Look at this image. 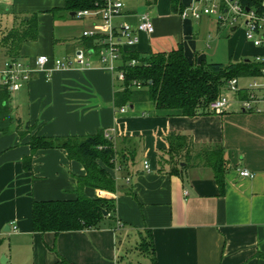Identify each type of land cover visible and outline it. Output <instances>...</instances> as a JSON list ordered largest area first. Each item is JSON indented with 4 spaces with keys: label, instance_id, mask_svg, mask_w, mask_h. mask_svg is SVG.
I'll return each instance as SVG.
<instances>
[{
    "label": "crops",
    "instance_id": "obj_1",
    "mask_svg": "<svg viewBox=\"0 0 264 264\" xmlns=\"http://www.w3.org/2000/svg\"><path fill=\"white\" fill-rule=\"evenodd\" d=\"M123 1L114 24L136 26L139 14L147 12L154 33H140L138 43L122 46V53L147 57L180 48L189 64L252 60L261 67L260 73L231 78L238 91L232 99L227 96L228 108L195 117L157 111L150 102L118 112L113 94L121 84L98 66L95 57L92 67L55 70L48 81L43 73L33 74L27 85L8 96L10 132L0 133V260L5 258V264H264V61H257L264 59V46L244 40L243 24L241 37H236L226 34V25L212 17L181 18L182 12L204 6V0H181L180 12L172 10L170 0L161 4L142 0L139 10L135 0ZM0 5L11 18L10 28H0V34L20 18L37 16V39L24 43L17 59L72 57L76 49L87 47L88 39L81 34L90 26L88 20L76 36H54L56 14L75 18L70 15L75 11H62L64 0H0ZM153 11L156 17L152 19ZM49 18L50 25L46 24ZM8 59L0 53V69ZM223 86L226 89V82ZM244 101L251 102V110L242 109ZM17 122L45 137L84 136L103 130L120 156L134 150V161L110 172L114 193L83 189L88 198L113 201L112 212L103 216L98 228L33 232V202L74 200L76 178L85 171L60 149L38 150L31 170H26L23 159L31 150L28 136L21 139L17 134ZM170 132L189 135L193 150L189 158L177 162V168L164 163V171L159 172V156L166 157ZM214 147L223 149L222 189L204 154ZM170 168L174 172L169 173ZM239 170L254 177H240ZM148 234L153 248L150 256L139 251Z\"/></svg>",
    "mask_w": 264,
    "mask_h": 264
},
{
    "label": "trees",
    "instance_id": "obj_2",
    "mask_svg": "<svg viewBox=\"0 0 264 264\" xmlns=\"http://www.w3.org/2000/svg\"><path fill=\"white\" fill-rule=\"evenodd\" d=\"M101 0H64L62 11L71 13L82 9H91ZM171 8L180 12L181 0H170ZM244 8L257 9L264 13V0H239ZM54 11V10H53ZM17 19V17H16ZM37 16L20 18L8 31L0 34V53L6 58L17 59L21 46L26 42L37 39ZM87 47L91 40H87ZM135 59L139 63L129 67L126 63ZM121 65L125 80L121 89L113 94L115 109L130 107L139 102H150L157 111H178L181 116L195 117L205 115L209 104L214 101L225 82L231 78L255 77L261 67L252 60L237 64H189L182 50L179 48L169 53L152 54L140 57L136 54H121ZM132 81L142 85L140 90L131 86ZM11 117L9 114V100L5 92H0V133L10 132ZM32 127L21 126L17 122L16 132L22 139L28 136V146L31 155L23 159V167L31 170L33 155L38 150L60 149L64 151L69 161L79 163L85 171L83 176L76 178L74 200L63 201H34L32 204L31 221L35 233H54L82 231L96 229L103 218L102 211L110 214L113 210V201L105 198H88L83 189L93 188L114 193L115 181L110 172L117 164L127 166L134 161V150L119 155L114 141L104 138V131L84 136L45 137L37 134L30 135ZM168 149L159 156L163 172V164H174L186 157L189 158L193 150V141L189 135L170 132L167 136ZM127 154V155H126ZM206 162L212 170L213 178L222 189L225 175V161L223 149L214 147L204 153ZM174 161L175 163H172ZM177 168V167H176ZM174 172L171 168L169 173ZM139 251L150 256L153 254L150 234L139 245ZM154 261V258L152 257Z\"/></svg>",
    "mask_w": 264,
    "mask_h": 264
},
{
    "label": "built area",
    "instance_id": "obj_3",
    "mask_svg": "<svg viewBox=\"0 0 264 264\" xmlns=\"http://www.w3.org/2000/svg\"><path fill=\"white\" fill-rule=\"evenodd\" d=\"M205 5L201 8H192L191 11L182 12L181 18L191 17L195 20L203 16L214 17L216 20L225 25L236 24L241 21L244 26V37L255 47L264 46V13L257 9L246 11L239 0H204ZM217 1V2H216ZM124 7L123 0H101L91 9H82L74 12L76 19H86L90 26L81 34L82 38L91 40V45L86 48L76 49L72 57L50 58L40 55L32 62H24L20 59H8L0 69V92H5L8 96L21 90L31 80L33 74L43 73L46 81L50 80L51 73L55 70H64L70 68L86 69L93 66L91 60L95 57L98 66L109 72L115 81L121 85L125 80V74L121 65L122 46H134L138 43L139 34L144 33L151 36L154 33V25L147 12L139 14L138 23L132 26L122 22L117 25L114 20L120 16ZM264 7V3H262ZM257 61L263 62L264 59L257 58ZM120 62L118 65L117 63ZM135 59L129 60L126 65L134 67L138 65ZM264 75V69L261 70ZM131 86L137 90L142 85L137 81H132ZM255 86V85H254ZM226 89L230 93H237V82L235 79L226 81ZM229 106L227 96H219L208 106V111L220 113ZM242 109L249 111L252 109L250 101L242 103ZM127 107L116 109L123 112ZM105 139H111L104 132ZM120 166L115 160L114 171H119ZM144 170H149L147 162L143 163ZM238 175L243 178L252 179L254 175L247 170H239ZM128 181V179H127Z\"/></svg>",
    "mask_w": 264,
    "mask_h": 264
},
{
    "label": "rangeland",
    "instance_id": "obj_4",
    "mask_svg": "<svg viewBox=\"0 0 264 264\" xmlns=\"http://www.w3.org/2000/svg\"><path fill=\"white\" fill-rule=\"evenodd\" d=\"M41 1L46 2V0H41ZM51 1L55 2L56 0H51ZM161 1L162 0H158V3L161 4ZM134 2H135V5L137 7L136 9L139 10L142 7L143 1L142 0H135ZM5 10L6 9L0 5V28H1V30H6V29L10 28V25H11L10 13L6 12ZM150 17L152 19L156 17L155 11H153L151 13ZM212 18H213V20L216 21V18H214V17H212ZM51 19L52 18H49V20L46 24L50 25ZM53 20H54V24H53L54 36L57 39L60 36H63L65 34H72L74 36L78 35L80 33V31L82 30L83 22H85L86 19L79 20V19L71 18L69 16H64L62 18V16L56 14ZM232 27H238L237 31L232 33L231 32ZM241 29H243V27L241 25V21H238L236 24L226 25V27L223 30L229 36L241 37V34H240ZM243 38H244V40H246L244 37V33H243ZM223 88L221 89L222 96H228L230 99H232V96H231L232 93L227 91L224 86H223ZM32 134H35L33 131V128L30 132V135H32Z\"/></svg>",
    "mask_w": 264,
    "mask_h": 264
},
{
    "label": "water",
    "instance_id": "obj_5",
    "mask_svg": "<svg viewBox=\"0 0 264 264\" xmlns=\"http://www.w3.org/2000/svg\"><path fill=\"white\" fill-rule=\"evenodd\" d=\"M245 10L248 11L249 8H246ZM70 15L73 16L74 13H71ZM130 107H131V106H130ZM102 213H103V216H106V215H107V213H106L105 211H102ZM3 258H4V257H3ZM5 263H6L5 258L0 260V264H5Z\"/></svg>",
    "mask_w": 264,
    "mask_h": 264
}]
</instances>
